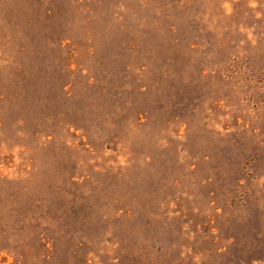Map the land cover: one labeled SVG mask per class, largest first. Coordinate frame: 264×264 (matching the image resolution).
Here are the masks:
<instances>
[{
	"label": "rangeland",
	"instance_id": "obj_1",
	"mask_svg": "<svg viewBox=\"0 0 264 264\" xmlns=\"http://www.w3.org/2000/svg\"><path fill=\"white\" fill-rule=\"evenodd\" d=\"M0 264H264V0H0Z\"/></svg>",
	"mask_w": 264,
	"mask_h": 264
}]
</instances>
